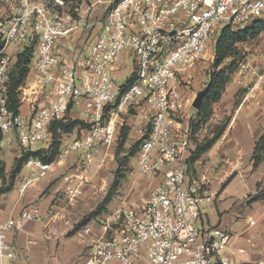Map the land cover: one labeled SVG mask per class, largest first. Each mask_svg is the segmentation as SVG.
<instances>
[{
  "label": "built area",
  "instance_id": "obj_1",
  "mask_svg": "<svg viewBox=\"0 0 264 264\" xmlns=\"http://www.w3.org/2000/svg\"><path fill=\"white\" fill-rule=\"evenodd\" d=\"M2 1L0 147L15 142L24 150L37 143L47 148L51 123L70 109L90 125L53 161L28 157L24 187L75 151L90 163L113 142L118 111L134 110L138 174L155 182L142 205L117 209L101 220L84 264H234L226 229L193 225L201 218L200 202L209 196L201 180L187 176L191 136L182 122L186 100L178 82L203 60L219 26L264 20V0H83L76 19L56 12L50 0ZM92 20L97 22L91 26ZM84 31L89 34L78 56L62 58L59 45ZM31 38L34 55L14 111L6 97L8 73ZM122 65L128 66L124 77ZM40 219L39 204L31 203L1 222L0 259L15 257L7 233Z\"/></svg>",
  "mask_w": 264,
  "mask_h": 264
},
{
  "label": "rangeland",
  "instance_id": "obj_2",
  "mask_svg": "<svg viewBox=\"0 0 264 264\" xmlns=\"http://www.w3.org/2000/svg\"><path fill=\"white\" fill-rule=\"evenodd\" d=\"M62 1V4H55L50 0L49 5L56 12L69 13L76 19L75 9L83 0ZM96 22L92 20L90 25ZM220 29L219 26L209 41L203 60L178 82L186 100V115L182 122L188 126L191 133V150L198 149V157L192 168L187 170V175L194 177L193 180H201L205 191L216 189L214 196L230 185L226 189L225 196L233 194L241 197L242 200L248 197H252L253 200L263 199L264 159L254 167L252 155L254 143L264 130V32L252 40L237 44L238 53L222 61L220 68L225 69L226 72L231 61L235 60L238 63L230 73L229 81L220 98L210 102L202 110L200 116L204 119L199 120L197 106L194 105L212 73L215 58L214 38L218 36ZM32 40L31 38L29 42ZM78 54L79 49H74L70 58H75ZM134 115V110L129 108L126 111H118V114L114 116L116 117L115 138L111 144L102 146L99 154L96 153L95 163L99 161L100 166H95L93 163V167H98L102 174L101 188L97 193L90 194V198H82L81 201L85 199L91 206L83 212V216L80 215V219L74 225H71L70 234L78 230L84 232L83 226L92 219L90 213L95 209L94 204L101 202L111 191L115 171L123 177L118 180L117 186L112 190L111 201L105 207L98 209V218L108 216L116 208L139 207L148 198L155 181L138 174L136 153L138 136L135 131L131 133ZM83 126L85 125L80 123L74 127L73 131L62 133L61 142L69 143L79 139L87 128ZM42 146L41 143H37L31 148L36 149ZM22 151L23 149L15 142L2 144L0 164L3 165L4 174L8 177L13 169L15 158L19 157ZM79 153L82 154L81 151ZM84 168L81 165V169ZM85 187L88 188V186ZM232 188L237 192H234ZM65 195L67 200L71 201L70 192H66ZM115 205L116 207L111 210ZM200 208L202 213L209 215L212 211L217 215L213 198L208 203L201 201ZM193 225L200 226V220L193 222Z\"/></svg>",
  "mask_w": 264,
  "mask_h": 264
},
{
  "label": "crops",
  "instance_id": "obj_3",
  "mask_svg": "<svg viewBox=\"0 0 264 264\" xmlns=\"http://www.w3.org/2000/svg\"><path fill=\"white\" fill-rule=\"evenodd\" d=\"M88 34L89 31H84L78 39L79 34L76 33L60 44L58 51L62 58L69 59L73 50L84 42ZM92 36L93 34L90 37ZM119 73L121 77L126 76L128 66L122 65ZM24 105H21L22 111L25 110ZM68 114L72 118H82L75 109H70ZM133 132L134 128L131 130ZM66 143L63 141L61 147ZM0 150L2 151V147ZM79 152L70 153L62 160H55L43 177L34 179L25 187V179L31 169L23 163L12 186L0 193V223L10 216L18 215L24 206L31 203L39 204L41 214L39 221H24L21 228L7 233V240L15 252V257L3 256L0 259L1 264H84L92 243L101 233L100 222L103 217L92 215V211V219L83 226L84 232L78 230L70 234V228L90 208V202L81 200L83 197L90 198V194L100 190L102 174L98 167H93V163L95 166L101 164L99 161L95 163L100 151L90 163H86ZM81 165L85 168L81 169ZM5 178L6 186L9 181L7 174ZM193 178L188 176L190 180ZM1 184L0 178V186ZM228 187L230 185L217 193V196H214L216 189L204 190L209 197L202 201L208 203L213 198L217 215L212 211L209 215L201 212L200 225L218 226L231 234L227 253L234 260V264H264V198L253 200L248 197L242 200L233 194L225 196ZM66 192H70L71 201L67 200ZM99 204L100 201L94 204V211ZM115 207L116 205L111 210ZM115 210L117 208L112 212Z\"/></svg>",
  "mask_w": 264,
  "mask_h": 264
},
{
  "label": "trees",
  "instance_id": "obj_4",
  "mask_svg": "<svg viewBox=\"0 0 264 264\" xmlns=\"http://www.w3.org/2000/svg\"><path fill=\"white\" fill-rule=\"evenodd\" d=\"M3 4V1L0 0V6ZM261 32H264V20H256L250 25L244 27H236L231 28L229 26H224L221 28L220 33L214 39V61H213V70L209 77V81L206 87L202 90L200 96L199 106L197 107L199 120L204 119V117L200 116L202 114V110L210 103L217 101L226 85L229 81L230 73L233 71L234 67H237V63L235 60L231 61L230 66L228 67V71L220 68V65L223 60L226 58H230L238 53L237 44L244 43L248 40H252L257 37ZM36 40L33 39L31 42L26 43L22 46L21 50L16 54L15 61L12 65L8 73V80L6 82V97L8 100V107L14 111H18L19 109V92L18 87L24 83L28 76L29 72V64L34 55ZM215 68V69H214ZM82 123L87 128V131L90 128V125L82 118H72L68 115L64 117L54 120L50 127L51 133V143L47 148H36L32 150H24L21 155L14 160L13 169L8 177V185L6 184V178L4 174V167L0 164V178L2 180V184L0 186V193L9 189L12 186L13 179L15 175L21 169L23 163L28 157H38L42 159L44 162H51L55 159L57 154L60 151V147L62 144L61 135L62 133H68L73 131L74 127L78 124ZM83 126V127H85ZM191 136V133H190ZM126 138V137H125ZM217 138V137H216ZM216 138L214 140H216ZM140 140H137V145L139 146ZM138 151V148H137ZM136 151V153H137ZM198 149L191 150V147L188 150L187 157L185 159L187 170L189 171L196 158ZM264 159V130L260 134V136L256 139L254 143L253 155H252V163L253 166L256 167L258 164L262 162ZM123 177L118 171H115L114 179L111 183V191L108 192L106 197L100 202L97 209L93 211L92 215H97L98 209L105 207L112 198V190L117 186L118 180Z\"/></svg>",
  "mask_w": 264,
  "mask_h": 264
},
{
  "label": "water",
  "instance_id": "obj_5",
  "mask_svg": "<svg viewBox=\"0 0 264 264\" xmlns=\"http://www.w3.org/2000/svg\"><path fill=\"white\" fill-rule=\"evenodd\" d=\"M200 96H201V94L197 96L196 101L194 103V105H196L197 107L199 106Z\"/></svg>",
  "mask_w": 264,
  "mask_h": 264
}]
</instances>
